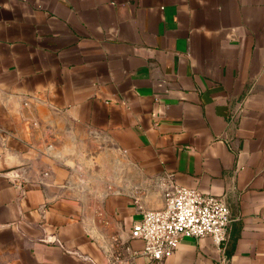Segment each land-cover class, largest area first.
Segmentation results:
<instances>
[{
  "label": "crops",
  "instance_id": "crops-1",
  "mask_svg": "<svg viewBox=\"0 0 264 264\" xmlns=\"http://www.w3.org/2000/svg\"><path fill=\"white\" fill-rule=\"evenodd\" d=\"M169 177L223 245L143 255ZM0 264H264V0H0Z\"/></svg>",
  "mask_w": 264,
  "mask_h": 264
},
{
  "label": "built area",
  "instance_id": "built-area-1",
  "mask_svg": "<svg viewBox=\"0 0 264 264\" xmlns=\"http://www.w3.org/2000/svg\"><path fill=\"white\" fill-rule=\"evenodd\" d=\"M163 188L164 206L145 211L131 232L132 238L143 241V255L162 262L184 238L210 237L217 246L226 242L231 215L223 199L181 186L172 177Z\"/></svg>",
  "mask_w": 264,
  "mask_h": 264
}]
</instances>
